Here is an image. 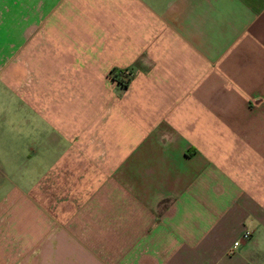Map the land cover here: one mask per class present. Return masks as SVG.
<instances>
[{
  "label": "crops",
  "instance_id": "0c3cea01",
  "mask_svg": "<svg viewBox=\"0 0 264 264\" xmlns=\"http://www.w3.org/2000/svg\"><path fill=\"white\" fill-rule=\"evenodd\" d=\"M4 25L0 264H264V191L239 155L249 143L236 142L264 134V0H0ZM80 81L97 88L106 115L118 105L116 121L131 125L126 136L107 128L117 160L147 163L134 215L129 196L99 205L110 181L94 136L76 130L73 142L42 126L49 106L72 104ZM134 116L154 122L140 131ZM166 118L182 128L158 127ZM208 135L211 144L198 140ZM75 152L84 158H66ZM81 161L83 185L71 190L83 193L71 221L78 239L51 242L57 213L46 190Z\"/></svg>",
  "mask_w": 264,
  "mask_h": 264
},
{
  "label": "rangeland",
  "instance_id": "374dc122",
  "mask_svg": "<svg viewBox=\"0 0 264 264\" xmlns=\"http://www.w3.org/2000/svg\"><path fill=\"white\" fill-rule=\"evenodd\" d=\"M30 23H24L21 26L22 32L27 31L28 28H31L32 25H29ZM34 30V33L41 30V26L36 25L32 27ZM8 26H1L0 27V33L2 35L1 42L3 44L4 37L8 35ZM21 43V41H20ZM18 47L13 46L12 50L16 49ZM9 58L12 61H19V55L17 54H11ZM5 58L0 59V66H2L5 62ZM48 62H50V57L48 58ZM42 73H38L35 75L37 80L42 79ZM47 74L46 72L44 73ZM118 73H112V77L117 75ZM123 76H126L124 72L120 73ZM128 74V72H127ZM119 78V77H118ZM124 78V77H123ZM126 79V78H124ZM122 83V82H121ZM126 83V81L124 82ZM96 87L90 86L89 83L85 82H78L77 86L73 87V93L76 94V99L72 102V104H63V105H52L49 106L46 109L45 116L41 117V123L44 128V130H50L53 127L60 126L64 133L67 134L68 139L72 140L74 138L73 142H76L79 138V136H75L74 133L76 130H87L90 134V137L94 136L93 142L95 143L94 148H97L100 150V153L102 152L103 156L105 157V160L103 163H101L103 171H104V178L109 179L110 185H108L104 191L102 192L99 200V205L103 207L104 205H107L108 203H111L112 205H115L117 202L122 201L123 198L128 197L132 202H129L130 208L133 212V215L135 211H137L136 207V193L137 188L141 190L142 192H145L147 190V181L142 182L141 178L138 176V171H141L143 169H146L147 163H142V160H138L135 158H132L130 162H120L117 160V154L119 152L115 151V149L110 144L112 141H115V136L108 137L107 134V128L108 129H117L118 132L123 130L124 135L128 133V128L131 127V125L123 120L116 121V116L118 113V105L112 106L109 109V112L111 115H106V109L100 108V105L97 104L98 101V93H96L97 90ZM256 105V104H255ZM254 106V105H253ZM255 107H258L255 106ZM165 121H159L158 127H161L163 125L172 126L174 129L182 128L177 123L179 121L174 120L173 123L170 122L167 118L164 119ZM130 123H132L138 130L142 131L143 129L147 128L148 125L153 120L147 121L143 120L142 118H137L134 116L132 119L129 120ZM166 122V123H165ZM177 122V123H176ZM193 122V121H192ZM177 124V125H176ZM199 128L205 127L204 121H198ZM207 127L210 129L209 125ZM256 127H260L261 131L264 129V122L261 123V125H256ZM205 131V130H204ZM118 139L121 138L120 136L117 137ZM229 139H232L233 137H226ZM237 143H249V145L244 146L246 149L245 151L241 150L239 152V155L241 157H246V164H250L251 170L246 174L248 179H251L252 185L257 187V189L262 188V192L264 191V134L262 136H238ZM252 139L251 142L250 139ZM262 138V139H261ZM201 139L204 141V144H211L212 136H203L198 137V140L201 141ZM217 140V137H215ZM71 141H67V139H62L61 146L63 149H68L71 145ZM259 144V145H258ZM257 147V148H256ZM82 153L75 152L74 154H69L70 157L66 158H72V161H76L77 159H83L84 157L81 156ZM221 159L224 157L223 155H227V153H222ZM135 155V154H134ZM205 155V154H204ZM81 156V157H80ZM206 157V155H205ZM211 158V157H210ZM239 159V157H236ZM244 159V158H243ZM245 164V165H246ZM74 167L71 168H65L61 174L60 177V184L59 188H57V192L54 191L53 195L51 194V190H46L45 195L49 198L53 199V204L49 203V207H55L56 208V226L54 227L53 236H51V242L53 240H58V237L62 234H66L70 237L71 241L76 240V228L74 226V222H71L73 220L72 214L75 210L79 208L81 205V197L83 193H80L78 190L76 192H72L74 188H78L80 185L83 184H75L79 181H82V175L86 171V167L84 166V162H77L76 164H73ZM86 165V163H85ZM262 177V183L261 179ZM74 179V180H73ZM122 183H126L129 187L128 189L122 185ZM146 183V187H144V184ZM130 189V190H129ZM74 193V194H73ZM52 195V196H51ZM126 199V198H125ZM51 209V208H50ZM72 216V217H71ZM133 221H137L135 216L132 219ZM116 222H122L119 218L116 219ZM78 239V238H77ZM261 241L264 243V235L261 236ZM50 242V243H51ZM67 243V242H66Z\"/></svg>",
  "mask_w": 264,
  "mask_h": 264
},
{
  "label": "built area",
  "instance_id": "2783aa9c",
  "mask_svg": "<svg viewBox=\"0 0 264 264\" xmlns=\"http://www.w3.org/2000/svg\"><path fill=\"white\" fill-rule=\"evenodd\" d=\"M250 233L249 232H245L243 235H242V238L240 240H237L234 244H233V247L236 249V248H240L241 247V244L244 242V241H247L249 238H250Z\"/></svg>",
  "mask_w": 264,
  "mask_h": 264
},
{
  "label": "trees",
  "instance_id": "16d2710c",
  "mask_svg": "<svg viewBox=\"0 0 264 264\" xmlns=\"http://www.w3.org/2000/svg\"><path fill=\"white\" fill-rule=\"evenodd\" d=\"M113 78L115 79L116 78V75L115 76H113ZM123 85H125L126 83H122Z\"/></svg>",
  "mask_w": 264,
  "mask_h": 264
}]
</instances>
